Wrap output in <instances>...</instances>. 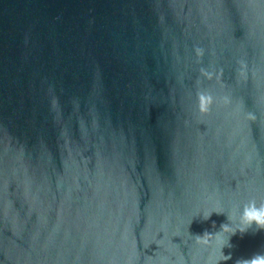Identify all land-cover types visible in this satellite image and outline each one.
<instances>
[{"label":"water","instance_id":"water-1","mask_svg":"<svg viewBox=\"0 0 264 264\" xmlns=\"http://www.w3.org/2000/svg\"><path fill=\"white\" fill-rule=\"evenodd\" d=\"M252 200L264 0H0V264H217Z\"/></svg>","mask_w":264,"mask_h":264},{"label":"clouds","instance_id":"clouds-1","mask_svg":"<svg viewBox=\"0 0 264 264\" xmlns=\"http://www.w3.org/2000/svg\"><path fill=\"white\" fill-rule=\"evenodd\" d=\"M209 100H205L204 97H201V110L206 111ZM211 215V214H210ZM209 215V216H210ZM209 216L204 217L207 219ZM253 224L257 226L258 230H264V205L257 207L255 200L250 201L245 204L243 212L240 216V224L233 228L229 224H223L221 226V230L212 234L219 241V248L221 253V259L217 261V264H221V262H227L232 259V253H225V248H233L234 245L231 243V237L236 235L237 232L240 234L247 233L248 228H250ZM221 232H230L231 235L227 238V240L220 239ZM206 243H211V241H206ZM235 264H264V255L257 254L252 258H239L235 261Z\"/></svg>","mask_w":264,"mask_h":264}]
</instances>
